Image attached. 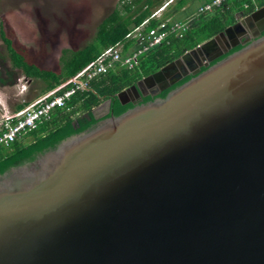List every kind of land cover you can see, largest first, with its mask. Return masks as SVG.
<instances>
[{"label":"water","instance_id":"95a60500","mask_svg":"<svg viewBox=\"0 0 264 264\" xmlns=\"http://www.w3.org/2000/svg\"><path fill=\"white\" fill-rule=\"evenodd\" d=\"M246 19L117 100L131 103L123 92L140 97V81L229 37L228 28L258 27L264 7ZM258 29L163 98L116 116L111 99L101 101L90 113L104 121L46 152L37 168L0 179V264H264V25Z\"/></svg>","mask_w":264,"mask_h":264},{"label":"trees","instance_id":"16d2710c","mask_svg":"<svg viewBox=\"0 0 264 264\" xmlns=\"http://www.w3.org/2000/svg\"><path fill=\"white\" fill-rule=\"evenodd\" d=\"M203 1L207 0H201L200 3ZM162 2L163 0H120L118 5L98 23L95 35L90 42L80 49L64 48L61 50L59 56L61 67L58 72L42 69L33 63L27 62L24 56L12 47L11 40L6 37L2 27H0V37L8 52L11 67L19 69L29 79H39L44 83L43 89L36 95L38 96L54 89L72 77L109 45L122 42L124 45L122 53H125L128 47L133 44V41L126 39L125 35L132 27L148 17L151 11ZM257 2L263 4L264 0H257ZM243 3L248 4V7L243 9V13H249L253 9V0H226L213 12L200 15L194 19L180 37H172L168 42H163L143 54L138 63L132 68L112 69L92 79L88 90L75 92L64 106L55 107L49 117L43 119L37 123L34 129L28 131L23 136L29 139L27 142H24L25 139L20 138L13 141L8 148H0V179L12 174L17 169L25 171L24 169L37 168L39 166L37 161L46 152L55 149L75 136L87 132L104 121L108 116L95 119L90 113L92 107L98 105L101 101L111 99V116H116L134 106L135 104L132 103L121 104L117 100L116 94L122 89L135 84L142 77L155 72L185 51L210 40L235 21L234 12L238 8L242 9ZM194 4L195 0H177L173 5L174 10L167 14H172L176 10L180 14L174 16V19L182 20L196 8ZM156 22V20H151L150 26L155 25ZM241 46L236 45L219 59ZM190 77L185 76L155 96L147 95L143 97L139 103H145L154 98H163L167 92ZM3 82H6V80L0 78V83ZM31 101L32 99L17 103L13 111L24 108ZM79 112H86L89 117L74 125V117Z\"/></svg>","mask_w":264,"mask_h":264},{"label":"rangeland","instance_id":"374dc122","mask_svg":"<svg viewBox=\"0 0 264 264\" xmlns=\"http://www.w3.org/2000/svg\"><path fill=\"white\" fill-rule=\"evenodd\" d=\"M120 0H0V27L12 47L25 60L42 69L58 72L61 50L80 49L90 42L98 23ZM201 0H195L196 7ZM158 7V6H157ZM154 8V7H153ZM174 9L172 8L171 11ZM180 12L173 13L176 17ZM236 21V19H235ZM234 23V22H233ZM0 100L2 112H12L22 101L33 100L43 89L39 79H29L11 67L5 44L0 37ZM24 89V90H23ZM86 116L75 115L73 123ZM24 142L29 140L22 137Z\"/></svg>","mask_w":264,"mask_h":264},{"label":"built area","instance_id":"2783aa9c","mask_svg":"<svg viewBox=\"0 0 264 264\" xmlns=\"http://www.w3.org/2000/svg\"><path fill=\"white\" fill-rule=\"evenodd\" d=\"M176 1L163 0L148 17L129 30L125 38L132 40L133 44L125 53H122L124 48L122 42L109 45L72 77L54 89L36 96L24 108L9 113L2 112L0 114V148H8L13 141L22 138L28 131L34 129L37 123L49 117L55 107L64 106L75 92L88 90L92 79L112 69L132 68L143 54L163 42H168L172 37H180L194 19L213 12L226 0L199 2L196 8L182 20L174 19L173 12L167 14L171 13ZM247 7L248 4L243 3L242 9L235 10L234 17L241 16L243 9ZM151 20H156V24L150 26ZM2 108L3 103L0 100V109L3 110Z\"/></svg>","mask_w":264,"mask_h":264},{"label":"flooded vegetation","instance_id":"af4514ba","mask_svg":"<svg viewBox=\"0 0 264 264\" xmlns=\"http://www.w3.org/2000/svg\"><path fill=\"white\" fill-rule=\"evenodd\" d=\"M239 19V18H238ZM250 20V19H249ZM249 20H244L243 23H249ZM264 25V21L258 23L249 30H245L243 24L239 23L237 27L227 30L229 37L217 35L213 41L204 44L202 47L192 50L190 53L181 57L178 62L165 69L160 75L145 79L139 82L141 96L136 97L132 89L123 92L125 99H131L132 104H140L142 98L150 95L155 96L164 91L169 86L173 85L185 76H192L202 68L207 67L217 60L226 52L230 51L234 42H240L237 45H242L244 40H250L255 34L259 33V27ZM264 30L261 32L263 34ZM242 33L240 37L237 34ZM235 47V46H234ZM214 58V56L218 55ZM130 103V102H129ZM103 112V107L98 109V114ZM111 113V112H110ZM105 117V116H103Z\"/></svg>","mask_w":264,"mask_h":264},{"label":"crops","instance_id":"0c3cea01","mask_svg":"<svg viewBox=\"0 0 264 264\" xmlns=\"http://www.w3.org/2000/svg\"><path fill=\"white\" fill-rule=\"evenodd\" d=\"M264 7V3L263 4H259L258 2H257V0H253V9L249 12V13H242V15L241 16H239L238 18H235L236 19V21H240V22H242L243 20H245V18H246V16L247 15H249L251 12H253L254 10H260V9H262ZM236 21H234V22H236ZM230 28H228V30H229Z\"/></svg>","mask_w":264,"mask_h":264}]
</instances>
